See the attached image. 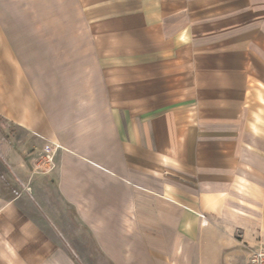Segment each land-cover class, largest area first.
Returning a JSON list of instances; mask_svg holds the SVG:
<instances>
[{
  "label": "crops",
  "instance_id": "crops-1",
  "mask_svg": "<svg viewBox=\"0 0 264 264\" xmlns=\"http://www.w3.org/2000/svg\"><path fill=\"white\" fill-rule=\"evenodd\" d=\"M82 2L86 61L46 93L0 27V264H79L65 206L111 264L245 261L264 240V0Z\"/></svg>",
  "mask_w": 264,
  "mask_h": 264
},
{
  "label": "rangeland",
  "instance_id": "rangeland-1",
  "mask_svg": "<svg viewBox=\"0 0 264 264\" xmlns=\"http://www.w3.org/2000/svg\"><path fill=\"white\" fill-rule=\"evenodd\" d=\"M86 19L82 0H0V27L7 37L8 46L13 53L9 58L13 59L15 63L16 61L21 62L23 54L26 55V59L30 58L34 61L40 59L41 72L35 73V79L38 77L40 81L49 82L45 93L50 90V83L55 82L60 85L74 75V68L70 64L71 59L72 62L75 60L86 61L85 53L89 49L91 40ZM49 98L52 99V97ZM9 137L11 134L7 135L4 117L0 115V145L6 143V138ZM21 139L22 135L18 132L14 134L12 141L16 145L18 142L20 143ZM55 144L48 141L42 145L43 153L37 155L34 161L36 162L38 157H42L40 160L43 166L32 172L31 176L40 177L53 169L49 171L48 164L45 163L48 159L44 156V149L45 147L53 148ZM1 156L2 154H0ZM12 174L13 176H8V179L12 181V186L9 184L6 186L9 188V196L17 194V190L21 186V179L16 174ZM254 211L256 212L255 219L261 222L264 219V210L254 206ZM64 213L72 216L75 226L78 228L75 231V229L67 227L73 225L72 223L68 224V217L61 219V224L67 225L66 227L62 226L63 229L69 233L68 236L72 237L73 255L79 264H111L106 261L87 230L76 222L73 210L69 206H65ZM259 246L264 247V240L259 244L244 247V250L250 253L253 248ZM246 260H242L238 264H244Z\"/></svg>",
  "mask_w": 264,
  "mask_h": 264
},
{
  "label": "built area",
  "instance_id": "built-area-1",
  "mask_svg": "<svg viewBox=\"0 0 264 264\" xmlns=\"http://www.w3.org/2000/svg\"><path fill=\"white\" fill-rule=\"evenodd\" d=\"M58 147L59 145L55 144L53 148L45 147L44 149V156H46L47 159L50 161V163L48 160L45 161V163L48 164L49 171L54 167V157ZM40 159L42 160V157H38L36 161L37 170L41 169L43 166V164L41 163L42 161ZM244 264H264V247L259 246L253 248L249 254L248 259Z\"/></svg>",
  "mask_w": 264,
  "mask_h": 264
}]
</instances>
